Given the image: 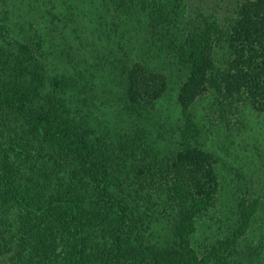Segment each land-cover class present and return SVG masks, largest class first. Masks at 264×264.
Returning a JSON list of instances; mask_svg holds the SVG:
<instances>
[{
  "label": "trees",
  "instance_id": "trees-1",
  "mask_svg": "<svg viewBox=\"0 0 264 264\" xmlns=\"http://www.w3.org/2000/svg\"><path fill=\"white\" fill-rule=\"evenodd\" d=\"M20 1L0 0V264H236L260 202L244 198L232 236L198 254L191 236L215 205L218 160L194 144L200 129L190 108L210 94L226 116L242 103L264 111V0H237L224 19L200 11L191 25L184 0L91 2L108 14L101 23L109 37L119 22L135 33L129 40L140 60L120 69L129 109L152 105L167 89L150 58L165 55L166 66L186 71L173 156L158 155L146 128L116 138L105 117L91 124L81 109L93 102L89 72H50L48 30L19 22ZM78 3L60 0L49 13L66 29ZM162 203L175 212L167 246L142 235Z\"/></svg>",
  "mask_w": 264,
  "mask_h": 264
},
{
  "label": "rangeland",
  "instance_id": "rangeland-1",
  "mask_svg": "<svg viewBox=\"0 0 264 264\" xmlns=\"http://www.w3.org/2000/svg\"><path fill=\"white\" fill-rule=\"evenodd\" d=\"M92 1L79 0L80 10L74 16L75 21L68 24V30L63 29L59 17L57 21L49 13L52 6H59L60 0L20 1L15 14L21 23L26 18L35 26L48 30V65L51 73H72L75 69L89 72L87 92L92 95L93 102L81 109L91 119L93 126L97 127L99 120L105 117L110 123V135L116 138L146 128L149 131L147 141L158 155L173 156L179 149L178 128L182 124L177 94L187 80L186 71H178L173 65L166 66L165 55L150 58L149 64L152 62V65L162 67L166 74L167 89L152 105L135 111L129 109L120 100L123 99L126 84L120 69L130 60H140L134 56V41L129 40L135 33L128 25L119 22V33L115 31L109 37L101 23L108 14L100 12ZM236 1L184 0V22L187 25L198 22L202 18L200 11L224 19ZM57 23L60 30H56ZM123 41L126 44L120 46L119 43ZM66 54L71 55L69 60V56H63ZM214 103L210 94H203L190 108L200 129L194 144L215 155L219 181L215 205L197 218L191 242L200 256L205 255L212 244L232 236L243 199H257L260 202L259 211L233 255L238 264H264V111L242 103L237 112L226 116ZM78 104L81 106V101ZM153 211L145 221L147 229L142 234L145 235L144 239L161 246L173 244L171 231L175 212L168 207V203L158 204ZM260 233L262 237H259Z\"/></svg>",
  "mask_w": 264,
  "mask_h": 264
}]
</instances>
